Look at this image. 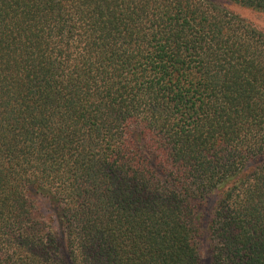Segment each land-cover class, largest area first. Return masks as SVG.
<instances>
[{"label":"trees","instance_id":"trees-1","mask_svg":"<svg viewBox=\"0 0 264 264\" xmlns=\"http://www.w3.org/2000/svg\"><path fill=\"white\" fill-rule=\"evenodd\" d=\"M226 2L264 14L0 0V264H264V32Z\"/></svg>","mask_w":264,"mask_h":264},{"label":"rangeland","instance_id":"rangeland-1","mask_svg":"<svg viewBox=\"0 0 264 264\" xmlns=\"http://www.w3.org/2000/svg\"><path fill=\"white\" fill-rule=\"evenodd\" d=\"M226 10L231 12L232 14L238 16L239 18L243 19L247 24L253 26L254 28H256L259 31L264 32V14L263 13H259L256 12L254 10L251 9H247L244 7H241L239 5H236L234 3H228L226 2L225 4ZM215 197H210V199H208V202L206 204H204V207H201L200 212L201 213H205L203 219L207 220L209 218V213H210V207L212 205V202L214 201ZM47 203H44V210L41 209L40 212H42V214H46L47 212ZM46 212V213H45ZM51 218L53 219L54 216L52 215ZM55 232L56 233H60V226L59 224L56 222L55 224L52 225ZM203 242V241H202ZM202 242L199 243V247L203 246ZM207 256V255H206ZM208 258V256H207Z\"/></svg>","mask_w":264,"mask_h":264}]
</instances>
